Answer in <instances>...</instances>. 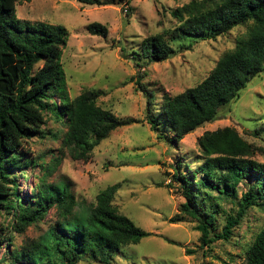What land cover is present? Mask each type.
Masks as SVG:
<instances>
[{
    "label": "trees",
    "instance_id": "1",
    "mask_svg": "<svg viewBox=\"0 0 264 264\" xmlns=\"http://www.w3.org/2000/svg\"><path fill=\"white\" fill-rule=\"evenodd\" d=\"M78 1L102 5L99 0ZM172 15L179 23L175 30L149 37L130 50L139 67L141 57L148 64L173 58L177 54L174 43L188 50L199 41H216L235 29H245L202 83L181 94L164 95L158 114L152 112L156 93L140 87L152 106L147 118L152 130L163 124L174 133V141H180L216 122L221 109L238 101L264 73V0H193ZM88 31L95 36L108 35L107 27L100 23L91 24ZM68 35L61 25L21 23L17 0H0V217H6L0 227V252L4 247L6 256L0 260L7 264H82L89 260L111 264L123 249L152 236L121 213L116 204L118 187L108 188L90 208L79 210L67 185L47 181L56 159L51 170L42 166L33 197L28 202L21 198L17 179L30 177L27 168L38 167L37 161L26 156L24 143L45 137L43 127L48 118L65 127L62 147L75 160L91 159L114 131L135 123L100 106L101 90L70 96L62 64ZM184 38L190 41L185 46ZM252 133L264 139V122ZM198 147L204 160L200 170L190 174L176 170L173 176L186 202L181 215L170 223H182L185 218L196 221L200 248L205 249L218 241L229 242L250 210L264 212V163L254 159L263 149L233 127L206 132ZM244 183L248 188L238 197ZM200 198L208 204L205 209L200 207ZM225 203L234 205L237 212L227 215L217 232V216L225 213ZM52 210L56 217L49 222ZM43 224L47 229L37 239L15 245L16 235ZM242 264H264V225L245 250Z\"/></svg>",
    "mask_w": 264,
    "mask_h": 264
},
{
    "label": "rangeland",
    "instance_id": "2",
    "mask_svg": "<svg viewBox=\"0 0 264 264\" xmlns=\"http://www.w3.org/2000/svg\"><path fill=\"white\" fill-rule=\"evenodd\" d=\"M99 1L102 5H84L78 0H17V16L21 23L65 27L69 35L62 64L70 96L76 98L86 90H101L104 96L99 99L100 106L135 123L114 131L94 150L91 159L75 160L62 147L65 127L48 118L43 127L45 137L24 143L26 156L37 161L38 167L27 168L30 177L17 179L21 198L28 202L33 197V189L43 174L42 166L51 170L56 159L47 181L55 186L67 185L79 210L90 208L100 193L115 186L121 213L152 234L139 245L123 249L111 264H242L245 250L263 228L264 212L250 210L229 242L218 241L201 249L196 221L185 218L182 223H170L181 215V206L186 202L180 183L173 176L176 170L179 174L198 172L204 162L198 152L199 138L225 127L235 128L248 142L263 149L254 159L264 163V139L252 133L264 122V73L250 83L238 101L221 109L216 122L180 141H174V133L163 124L157 131L152 130L147 121L152 106L140 87L156 93L152 112L158 114L164 95L181 94L202 83L222 55L235 47L245 29H235L216 41H199L188 50L174 43L177 54L173 58L148 64L141 57L139 67L130 50L149 37L175 30L179 23L172 12L193 0ZM93 23L107 27V37L92 35L88 27ZM182 42L185 46L190 41L184 38ZM247 188V183L240 186L238 197ZM206 206L200 198L201 209ZM223 206L225 213L217 216V232H221L227 215L237 212L231 203ZM54 212L51 211L49 222L55 221ZM5 219L0 217V227ZM46 229L44 224L30 228L16 235L14 243L20 247L37 239ZM187 250L193 253L187 255ZM4 256L3 247L0 259ZM0 264L7 263L0 260ZM82 264L100 263L89 260Z\"/></svg>",
    "mask_w": 264,
    "mask_h": 264
}]
</instances>
